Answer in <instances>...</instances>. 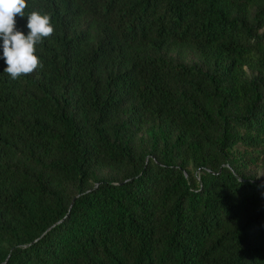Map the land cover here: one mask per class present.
I'll return each mask as SVG.
<instances>
[{
	"label": "trees",
	"instance_id": "trees-1",
	"mask_svg": "<svg viewBox=\"0 0 264 264\" xmlns=\"http://www.w3.org/2000/svg\"><path fill=\"white\" fill-rule=\"evenodd\" d=\"M0 41V264H264V0H25Z\"/></svg>",
	"mask_w": 264,
	"mask_h": 264
},
{
	"label": "clouds",
	"instance_id": "clouds-1",
	"mask_svg": "<svg viewBox=\"0 0 264 264\" xmlns=\"http://www.w3.org/2000/svg\"><path fill=\"white\" fill-rule=\"evenodd\" d=\"M26 8L25 0H0V41L7 65L4 72L12 80L21 78L22 74L43 69V61L35 54L37 46L55 34L51 15L38 11L27 14V35L19 30L16 18H25Z\"/></svg>",
	"mask_w": 264,
	"mask_h": 264
},
{
	"label": "rangeland",
	"instance_id": "rangeland-1",
	"mask_svg": "<svg viewBox=\"0 0 264 264\" xmlns=\"http://www.w3.org/2000/svg\"><path fill=\"white\" fill-rule=\"evenodd\" d=\"M227 167L238 176L264 182V147L245 148L240 144L230 147Z\"/></svg>",
	"mask_w": 264,
	"mask_h": 264
}]
</instances>
